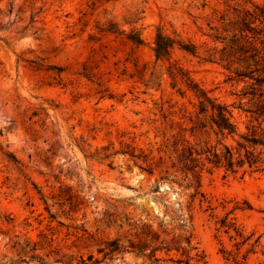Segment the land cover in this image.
<instances>
[{
  "label": "rangeland",
  "instance_id": "374dc122",
  "mask_svg": "<svg viewBox=\"0 0 264 264\" xmlns=\"http://www.w3.org/2000/svg\"><path fill=\"white\" fill-rule=\"evenodd\" d=\"M245 1L0 0V264L19 258L15 241L38 240L46 229L50 219L43 197L56 217L54 245L70 253L103 259L99 248L115 239L129 247L143 223L152 225L160 241L185 247L182 218L209 264L264 261V172H205L203 199L193 196L190 179L172 162L153 164L160 157L169 160L180 135L200 146L216 142L192 136L191 123L181 118V108L193 114L197 100L178 91L185 89L182 84L173 88L171 63L229 103L236 100L231 93L244 86L226 82L223 67L201 63L178 47L171 63L157 61L158 28L202 44L207 37L201 28L208 29L214 11ZM110 20L127 32L141 30L145 44L101 32ZM151 163L157 168L153 175L147 171ZM67 194L76 204L69 213L63 205ZM7 216L16 219L15 227ZM225 218L242 236L222 227ZM26 222L32 224L28 229ZM82 224L84 240L77 228ZM101 264L150 262L125 252Z\"/></svg>",
  "mask_w": 264,
  "mask_h": 264
},
{
  "label": "trees",
  "instance_id": "16d2710c",
  "mask_svg": "<svg viewBox=\"0 0 264 264\" xmlns=\"http://www.w3.org/2000/svg\"><path fill=\"white\" fill-rule=\"evenodd\" d=\"M207 4H203L206 8ZM132 24V22H128ZM208 29L201 32L207 40L202 44L192 41L184 42L158 28L154 40V53L156 60L171 63L172 53L175 48L196 57L201 63L219 65L227 70L226 82L243 88L231 94L236 100L229 103L221 97L214 96L193 76L191 71L171 63L168 74L171 78L173 88L182 84L185 89L178 91L185 95L192 93L196 100V110L190 114L181 108V118L189 120L191 127L189 131L192 136L207 135L215 137V144L207 142L205 145L192 144L180 135L174 142L169 160L160 157L159 161L153 162L156 167H167L172 162V167L182 172L190 179L195 189L194 197L204 194L201 191L202 179L205 172L213 173L215 170L224 169L226 174L245 175L246 173L264 172V3L246 0L234 6H228L225 11H214L213 17L207 22ZM100 31L105 34H115L126 37L132 43L140 46L145 44L141 30L127 32L117 22L110 20L100 26ZM182 130V124H180ZM83 150L85 146H81ZM136 157L135 151L130 152ZM96 154H91L95 157ZM111 156L106 155V157ZM147 170L150 175L156 171V167L149 165ZM161 180L168 179L165 169L160 172ZM160 188L159 179L153 186V191ZM69 195V194H67ZM45 209L49 214V223L46 229L38 233V240L27 237L24 243L17 240L13 248L17 249L19 258L12 260L10 264L24 262H38L39 264H101L106 258H115L118 254L132 252L147 259L150 264H209L206 255L199 247L193 244L192 235L183 228L187 225L184 219L179 218L180 229L183 232L182 240L185 247L180 243L173 245L171 242L160 241V236L152 225L143 223L141 231L137 233L136 241H132L129 247H124L115 239L99 248L103 253V259L95 258L94 254L85 257L84 254H76L65 251L62 247L55 246L56 239L53 235V221L55 214L50 209L48 202L42 198ZM203 199L201 201H203ZM68 202L63 203L69 207L67 213L72 212L76 204L73 196L69 195ZM43 213L40 214L42 216ZM2 216L0 215V219ZM5 221L15 227L16 219L6 217ZM5 223V222H4ZM44 220L39 221L40 229ZM236 224L228 218L222 221V227L229 230L234 228L239 236H242ZM32 224L25 223L28 229ZM84 231L80 240L86 238L84 224L77 227ZM47 231H50L48 233ZM18 236V235H17ZM181 252V256H172L173 251ZM165 253L167 257L160 256ZM8 264V263H6ZM240 264V263H238ZM259 264H264V261Z\"/></svg>",
  "mask_w": 264,
  "mask_h": 264
}]
</instances>
